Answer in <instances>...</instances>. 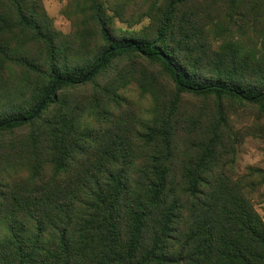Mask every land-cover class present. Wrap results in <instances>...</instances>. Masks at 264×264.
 Wrapping results in <instances>:
<instances>
[{
  "label": "rangeland",
  "instance_id": "1",
  "mask_svg": "<svg viewBox=\"0 0 264 264\" xmlns=\"http://www.w3.org/2000/svg\"><path fill=\"white\" fill-rule=\"evenodd\" d=\"M172 1L0 0V119L34 109L51 56L76 73L109 40L152 41ZM158 45L193 82L263 86L264 0H184ZM55 95L32 122L0 131V264H26L16 249L35 247L37 221L39 257L56 254L47 264H63L62 237L72 264H106L110 247L132 264H264L224 212L230 232L211 242L196 224L213 195L264 229V102L179 91L161 61L133 52Z\"/></svg>",
  "mask_w": 264,
  "mask_h": 264
},
{
  "label": "trees",
  "instance_id": "2",
  "mask_svg": "<svg viewBox=\"0 0 264 264\" xmlns=\"http://www.w3.org/2000/svg\"><path fill=\"white\" fill-rule=\"evenodd\" d=\"M184 0H173L168 8L166 13L163 16V20L161 25L157 31L156 38L152 41H143V40H135V39H122L119 41L116 40H109L107 47L102 51L101 55L94 61V63L88 68H82L80 71L76 73H67L62 72L60 73L55 66V57L51 56L50 58V79L45 87L42 95L40 96V100L37 102L34 109H32L29 113L26 114H18V115H8L0 119V131L6 130L14 127H18L27 123L32 122L35 120L41 111L44 109V106L51 102L53 98H55L56 92L63 86H74L81 83L88 81L101 67L103 63L108 61L114 55L118 53H126V52H133L137 53L138 55L151 59V60H159L163 63L165 67L171 72L174 82L179 91L191 92L195 94H224L230 95L232 97L237 98L238 100L247 101L249 103H263L264 102V85L255 88H249L245 85H241L235 82L230 81H209L203 80L202 82H193L186 76L180 69L176 67L174 64L171 54L168 51H165L162 47L158 45V42H161L164 38L169 24L170 18L174 11V8L183 2ZM60 162H62L59 159ZM120 175L113 176L111 178L112 181V188H116L119 181L118 177ZM164 189H159L158 192H161ZM116 190V189H115ZM209 203L201 204V207L205 209V213L202 209L198 210L200 216L203 218L207 217L208 222H198L196 223L199 229L203 230L204 232L208 233L209 241L211 242V237H217L230 232L226 226L228 225L227 220L229 219L230 222L233 221L234 224L238 223L241 225L243 230L249 232L251 238H255L256 242H258L260 248H262L264 252V229L262 228L261 222L259 219L252 214L242 213L241 215L236 216L233 214L227 207L219 206L217 203V199L212 195ZM100 204H105V200H101ZM107 204V203H106ZM224 212L227 215L228 219H223L221 213ZM212 216H209L210 214ZM208 214V215H207ZM140 219H137V224L134 227V231L132 233L133 241L136 246H140L141 240L143 239V229L140 228ZM36 226H41V224L37 221ZM38 227V229H39ZM37 229V236L34 239L35 247L31 250L28 248H23L21 244H19L18 248L16 249L18 256L21 262L26 264H47L50 260L56 258V254L51 255L50 253L46 254L47 259H41L39 257V253L43 251V249L39 246V233L41 230ZM240 229V230H242ZM233 235V234H230ZM197 240H200L198 236ZM206 240V241H205ZM108 241L106 242V247L108 245ZM207 239L202 240V242H207ZM230 248H235L236 250H241L245 252H249L250 249L247 247H240L238 245H232ZM62 256L64 257L63 264H72V256L75 254V247L73 245L68 244V242L61 238L60 242V249ZM109 253L106 255L105 260L106 264H114L117 260H121L123 263L132 264L128 261V255L122 256L120 259H117L119 256V252L117 250H113V247L108 249ZM151 253V256L155 258H160L163 261H169L163 255H155L154 249ZM254 255L258 259H264V257H260L258 251L254 250ZM159 261V259L157 260ZM160 263V261H159ZM57 264V263H55Z\"/></svg>",
  "mask_w": 264,
  "mask_h": 264
}]
</instances>
